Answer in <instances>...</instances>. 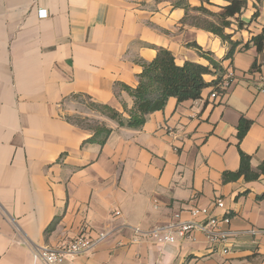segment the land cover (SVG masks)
I'll return each instance as SVG.
<instances>
[{
	"label": "crops",
	"instance_id": "1",
	"mask_svg": "<svg viewBox=\"0 0 264 264\" xmlns=\"http://www.w3.org/2000/svg\"><path fill=\"white\" fill-rule=\"evenodd\" d=\"M177 1L0 0V264H44L37 247L103 231L106 240L62 264H264V176L225 180L241 152L254 171L264 161V0H247L232 19L226 32L240 44L227 59L228 43L184 22ZM185 2L212 12L229 3ZM160 49L180 66L209 65V52L236 79L217 98L213 87L197 100L170 98L139 129L88 106L108 105L127 120L134 98L117 85L136 88ZM78 115L111 129L104 144L97 127L72 120ZM242 121L250 127L240 139ZM200 206L230 217L220 223L227 253L201 231L174 243L150 235Z\"/></svg>",
	"mask_w": 264,
	"mask_h": 264
},
{
	"label": "trees",
	"instance_id": "2",
	"mask_svg": "<svg viewBox=\"0 0 264 264\" xmlns=\"http://www.w3.org/2000/svg\"><path fill=\"white\" fill-rule=\"evenodd\" d=\"M228 1L229 3L221 7V11L219 12H212L203 5L190 8L185 0L176 2V5L183 6L186 9L187 13L184 22H190L199 28L205 29L228 43L229 49L225 56L226 59L234 56L240 44L239 41L232 39L233 35L227 33L226 29L231 26L232 19L239 16L248 4L247 0ZM190 9L200 12L201 16H190L188 13ZM238 22L242 26L241 21L238 20ZM257 39L258 37L253 38L254 41H257ZM258 48L259 50L262 48L261 42L258 43ZM202 56L209 61V65L187 62L180 66L176 64L171 51L160 49L156 58L144 65V69L139 75V84L136 88L125 84H118L117 86L126 90L134 98V106L128 110L129 118L127 120H125L123 113L108 105L94 104L93 107L102 114L118 121L120 126L139 129L145 124L151 113L163 109L172 97L182 102L201 98L204 90L208 87H213V91H218L219 82L224 75L225 69H223L220 61L211 57V53H202ZM207 75H216L217 77L212 81H207L205 79ZM249 127L250 122H241L238 129L240 139L246 135ZM95 130L97 134L102 133V137L98 142L104 144L111 133V129L105 126H98ZM262 175L264 176V161L260 165L259 170L254 171L251 167V157L241 152L239 170L235 173H226L225 180L244 177L247 181H255Z\"/></svg>",
	"mask_w": 264,
	"mask_h": 264
},
{
	"label": "built area",
	"instance_id": "3",
	"mask_svg": "<svg viewBox=\"0 0 264 264\" xmlns=\"http://www.w3.org/2000/svg\"><path fill=\"white\" fill-rule=\"evenodd\" d=\"M47 15L48 13L46 10L39 11L40 18H46ZM235 79L236 71L230 65L224 70V75L219 82L218 91H213L211 97L217 98L221 93L228 92ZM215 205L217 209H223L225 207V202L222 199H218ZM116 215H120V212H116ZM190 215L192 217L190 220L180 222L167 228H155L150 232V235L159 243H174L178 237L192 239L196 231H201L211 247H216L224 253H227L229 234L220 229V223H230V217L227 214H223L222 216L215 214L214 211L207 206L193 207L190 210ZM201 216L204 217V219L198 220ZM134 231L136 233L141 232L140 228H134ZM256 232L257 230H252V233ZM108 236L109 233L106 231L101 232L96 239H92L86 234H80L71 241L63 243L58 248H51L48 246L37 247L36 256L39 257L44 264H62L65 261L74 260L76 257L88 252L106 240Z\"/></svg>",
	"mask_w": 264,
	"mask_h": 264
},
{
	"label": "rangeland",
	"instance_id": "4",
	"mask_svg": "<svg viewBox=\"0 0 264 264\" xmlns=\"http://www.w3.org/2000/svg\"><path fill=\"white\" fill-rule=\"evenodd\" d=\"M88 106L89 107H92V108H94L93 107V105H92V103H90V104H88ZM81 110V109H80ZM72 120L75 122V123H77V124H79V125H81V126H86V127H88V128H96V127H98L95 123H93V122H90V119L88 118V117H85V116H83V115H78V116H75V117H73L72 118Z\"/></svg>",
	"mask_w": 264,
	"mask_h": 264
}]
</instances>
